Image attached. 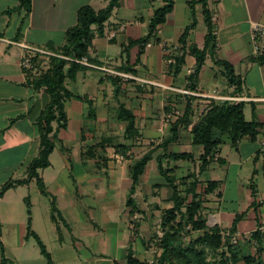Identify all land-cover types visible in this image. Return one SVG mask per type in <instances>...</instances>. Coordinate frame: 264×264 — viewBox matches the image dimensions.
Returning <instances> with one entry per match:
<instances>
[{"label":"crops","instance_id":"crops-1","mask_svg":"<svg viewBox=\"0 0 264 264\" xmlns=\"http://www.w3.org/2000/svg\"><path fill=\"white\" fill-rule=\"evenodd\" d=\"M173 1V9L155 37L143 45L127 46L129 40L148 34L149 21L163 0H119L103 34L94 37L89 49L87 57L93 66L85 65L75 79L65 81L66 87L82 98L65 101L64 127L53 122L55 146L50 164L39 169L47 194L32 177L11 186L0 197V256L3 251L8 264L13 263L5 255L2 231L17 226H25V237L36 241L30 228L52 257L54 253L63 257L61 264H120V259L125 263L130 245L136 257H153L150 239L143 235L151 224L159 226L163 209L173 205L172 190L159 171L157 157L163 154L162 143L184 111L186 95L197 98L193 120L211 101L221 102L229 96L240 98L234 102H243L247 120L256 118L264 123V61L257 60L260 55L255 54L251 37L253 22L264 25V0H216L209 6L214 15L217 57L232 64L242 82L240 90L228 83L222 67L210 57L201 68L197 89L188 88L187 77L196 59L188 48L182 65L176 59L181 52L179 37L191 14L187 0ZM19 3L0 0V186L27 177L28 164L40 147L38 117L49 101L43 88L30 84L20 65L24 52L20 43L53 52L51 47L62 45L66 29L76 23L80 6L90 4L98 10L107 0H31L29 12ZM196 15L198 23L187 42L201 48L206 26L200 6ZM262 42L264 53V36ZM128 117L133 118V126ZM190 126L177 130L167 151L193 153L195 158L188 160L192 166L186 159L163 160L177 179L198 170L202 147L193 145ZM92 146L97 148L95 157H88L85 153ZM149 150L152 157L131 191L132 167ZM204 173L208 175H200L198 191L209 180L219 182L214 192L204 196L207 225L220 227L228 236L238 217L233 238L239 234L240 246L252 253L256 246L261 247L264 257V235L258 243L250 239L264 220V206L258 205V199L264 197V128L255 140L243 136L236 144L224 134ZM227 189L233 191L230 198L225 195ZM14 197H21L25 204L23 218L18 216L19 202ZM52 199L61 215L58 222L51 217ZM128 199L135 204L134 211ZM198 233L186 236L189 239ZM47 245H54V250ZM53 258L52 263L58 264Z\"/></svg>","mask_w":264,"mask_h":264},{"label":"trees","instance_id":"trees-1","mask_svg":"<svg viewBox=\"0 0 264 264\" xmlns=\"http://www.w3.org/2000/svg\"><path fill=\"white\" fill-rule=\"evenodd\" d=\"M118 3L119 0H107L106 6L98 10L90 4L80 6L77 10L76 23L65 31L64 43L58 47H51L52 51L59 54V56H50L47 70L38 78L29 79L30 84L35 89L43 88L49 96V101L38 117L39 152L28 164L27 177L9 180L4 183L0 186V197L11 186L28 182L32 177L36 178L41 192L47 194L39 169L45 168L50 164L49 155L55 146L53 141L55 137L53 122H57L58 127L66 125L65 101L76 96L66 87L65 81L67 79H75L77 72L86 68L85 65L71 61L63 56L70 58L87 57L89 49L93 45L94 37L103 34L105 22L112 15ZM187 4L191 14V21L184 27L179 37L181 52L176 60L180 65L184 63V53L187 48L189 53L196 59L195 68L187 77L188 88L197 89L201 68L205 60L210 57L215 64L222 67L228 83L240 90L242 82L235 73L232 64L225 59L217 57L215 23L212 19V11L208 0H187ZM173 5V0H163V4L154 10L153 17L149 21L148 34L135 40H129L127 46L143 45L152 37H155L158 26L165 22L167 15L173 9ZM198 6H200L203 22L206 26L204 43L201 48L195 43L188 44L187 42L190 32L198 23L196 15ZM19 7L29 12L31 0H20ZM257 60L263 62L264 53ZM76 97L82 98L80 96ZM196 99L193 95H186L184 111L173 123L171 136L162 143L163 154L157 157L159 171L172 190L171 199L173 200V205L163 209L161 214L159 229L162 234L159 235L155 232L151 238L154 241L157 252L151 261L140 259L134 255L130 245L124 264H264L263 249L261 247L256 246L253 253H245L244 248L240 246L239 234L235 235L236 241H233L238 217L235 218L228 236L222 233L220 227L216 225L209 227L207 225V216L204 213L203 206L204 196L214 192L218 188L219 182L209 180L200 191L197 190L200 182L199 177L213 160L215 150L221 143L223 135L228 134L232 144H236L238 139L243 136H248L255 140L259 130L264 128V123L259 122L256 118L247 120L244 115L243 102L229 100L221 102L211 101L193 120L192 117L196 114L195 110L197 109L194 105ZM127 120L129 125L133 126V118L128 117ZM189 125H191L192 143L193 145L201 146L202 152L198 156V170L191 171L177 179V177L169 174L172 168L165 167L163 160L165 158L175 160L195 158L191 152L169 153L167 151L168 143L177 138V130L179 128H187ZM96 149V146L90 147L85 155L95 157ZM102 149L105 150V147L102 146ZM152 153V150L147 151L134 163L131 175V191H134L139 176L143 172L147 161L151 159ZM26 201L27 211L30 214V204L28 199ZM128 204L132 205V211H134L136 207L132 199H128ZM258 205L261 204L258 203ZM60 216L55 201L52 199L51 217L55 222H58V217ZM29 222L30 217L28 218ZM28 231L30 234H34L40 251L47 258L48 264H53L50 253L39 237L30 228ZM192 232L199 233L195 237H189L188 240L184 239L186 235ZM263 235L264 232L256 228L251 232L250 239L252 238L258 243ZM0 257V264H8V259L4 256L3 251H1Z\"/></svg>","mask_w":264,"mask_h":264},{"label":"rangeland","instance_id":"rangeland-1","mask_svg":"<svg viewBox=\"0 0 264 264\" xmlns=\"http://www.w3.org/2000/svg\"><path fill=\"white\" fill-rule=\"evenodd\" d=\"M186 163L191 167L192 166V161L186 160ZM207 173H202L201 176L203 178L207 177ZM233 194V191L231 189H227L225 195L227 198H230ZM18 200V216L21 218L26 216V207L25 204L22 202L21 197H14L13 199ZM16 200V201H17ZM23 203V204H22ZM230 204V203H229ZM156 218H153L152 221H155ZM160 220H157V223L159 224ZM154 225V226H153ZM159 230V226L157 224H151V228H149L146 232L145 235H143L145 239H150L148 242V248L151 249V251H154L155 245L153 244L154 241L151 239L152 235ZM4 234V246H5V255L10 258L13 264H45L46 261L40 254V249L38 244L36 243L35 239L32 236H29L28 238L25 237L26 233V228L17 226V228H12V227H7L3 231ZM144 234V233H143ZM137 239V238H136ZM185 239H188V236H185ZM22 242V245L17 247V244H20ZM152 242V243H151ZM48 248H53L54 250V245H47ZM95 249L96 247H92ZM98 248V247H97ZM250 249H245L244 252H249ZM58 256L57 253H54L53 257H51L58 262V264H61V258L63 257H56ZM16 257V258H14ZM143 259L151 261L153 257H144ZM116 264L115 262H113ZM120 264H124V260L120 259Z\"/></svg>","mask_w":264,"mask_h":264},{"label":"built area","instance_id":"built-area-1","mask_svg":"<svg viewBox=\"0 0 264 264\" xmlns=\"http://www.w3.org/2000/svg\"><path fill=\"white\" fill-rule=\"evenodd\" d=\"M216 0H208L209 6ZM212 19H214V15H212ZM124 26V25H123ZM114 35V34H112ZM264 36V25L259 22H253L251 28V37L254 44V52L257 55H261L263 53V39ZM21 47L24 49V52L21 55L20 65L26 70L28 77L30 79L38 78L41 76L49 67L50 56L59 54L48 51L42 47L32 46L26 43H20ZM62 56V55H60ZM71 61H75L77 63H81L88 66H93L87 59L86 56L81 58H70L63 56ZM107 70V69H106ZM109 72H115L113 70H108ZM126 76V75H125ZM229 101H239V97H223L221 98ZM258 203L264 206V197L258 199ZM261 232H264V220L261 221L259 226L257 227ZM159 235L162 234L161 230L157 231ZM233 241H236V238H233Z\"/></svg>","mask_w":264,"mask_h":264}]
</instances>
